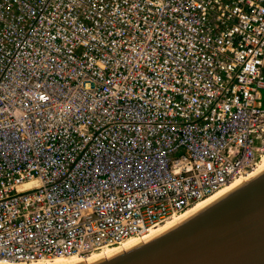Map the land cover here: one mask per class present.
<instances>
[{
  "label": "built area",
  "instance_id": "1",
  "mask_svg": "<svg viewBox=\"0 0 264 264\" xmlns=\"http://www.w3.org/2000/svg\"><path fill=\"white\" fill-rule=\"evenodd\" d=\"M264 158V0H0V264L141 236Z\"/></svg>",
  "mask_w": 264,
  "mask_h": 264
},
{
  "label": "water",
  "instance_id": "2",
  "mask_svg": "<svg viewBox=\"0 0 264 264\" xmlns=\"http://www.w3.org/2000/svg\"><path fill=\"white\" fill-rule=\"evenodd\" d=\"M70 264H264V168L145 241Z\"/></svg>",
  "mask_w": 264,
  "mask_h": 264
},
{
  "label": "bare ground",
  "instance_id": "3",
  "mask_svg": "<svg viewBox=\"0 0 264 264\" xmlns=\"http://www.w3.org/2000/svg\"><path fill=\"white\" fill-rule=\"evenodd\" d=\"M262 168H264V158L262 160H260L252 169H250L246 173H243V174L237 176L235 179L226 183L223 187L219 188L217 191H215L211 195L206 196V197L198 200L196 203L189 206L187 209H185L181 213L176 214L173 217L168 218L167 220H165L162 223H159L158 225L154 226L153 228H151L148 232L144 233L143 235L129 238L122 245L103 247L102 249H100L98 251H94L92 254H90L86 257H61V258L56 259L52 263L36 262V263H32V264H63V263L70 264V263H73L76 261H82V260L90 261V260H93V259L101 257V256L111 255L112 253L116 252L117 250L126 249L130 245L137 243V242H140V241H145V240L149 239L150 237L154 236L155 234H157L158 232L169 227L170 225L180 221L181 219H183L184 217H186L190 213L196 211L198 208H200L201 206H203L204 204H206L207 202H209L210 200H212L216 196L220 195L221 193L225 192L226 190H228L229 188H231L235 184L249 179L254 174H256L258 171H260Z\"/></svg>",
  "mask_w": 264,
  "mask_h": 264
}]
</instances>
